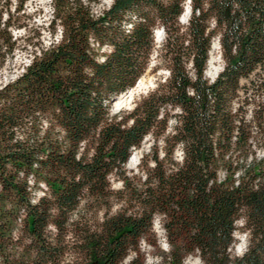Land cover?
Listing matches in <instances>:
<instances>
[{
    "label": "trees",
    "instance_id": "16d2710c",
    "mask_svg": "<svg viewBox=\"0 0 264 264\" xmlns=\"http://www.w3.org/2000/svg\"><path fill=\"white\" fill-rule=\"evenodd\" d=\"M183 2L111 0L93 13L88 0H52L49 32L59 26V36L0 86V264H120L140 240L155 243V217L165 264L188 255L264 264V154L252 149L264 144V0H189L182 28ZM12 18L0 0V64L15 48ZM157 25L168 76L112 114V99L147 69ZM214 36L223 65L210 80ZM147 135L140 176L129 175ZM114 195L120 207L110 212ZM82 201L105 206L101 221L71 218ZM236 230L246 237L240 254Z\"/></svg>",
    "mask_w": 264,
    "mask_h": 264
},
{
    "label": "rangeland",
    "instance_id": "374dc122",
    "mask_svg": "<svg viewBox=\"0 0 264 264\" xmlns=\"http://www.w3.org/2000/svg\"><path fill=\"white\" fill-rule=\"evenodd\" d=\"M18 1L19 0H10V12L11 14H13V21L12 26L10 27V31L13 35V39H15V48L13 53L9 56H6L3 63L0 64V86L5 82L15 78V76L22 71L23 66L28 63L33 50L41 46H47L53 40H55V38L58 37L60 33L59 26H57L54 35L51 36L49 32L52 0H24L22 10L19 13H16L13 12V7L16 3H18ZM88 1L93 13H98L103 8H106L111 2V0ZM184 2L183 9L186 5ZM183 13L185 14V10L183 11ZM183 13L178 18V22L182 26V28H184V26L186 25V21L181 22V17L184 20L187 19V16L186 18L183 17ZM5 15L6 13L4 12L3 17H5ZM132 18V15L129 14L127 16L128 20L126 23L131 21ZM126 26H128V24H126ZM154 29H158L159 32L157 37L154 36V49L150 57L149 65L144 74L141 76L144 82L141 86L142 88L139 91H135V94L129 100L123 98L124 100L121 105L117 104L118 106H116L115 102L111 103L110 112L112 114L117 113L119 110L131 109L143 95H145L149 90L155 88L158 82L163 81L168 76V69L165 67L164 58L163 56H160L165 40V33L161 25L155 26ZM211 41V49L209 51L207 67L204 71L205 76L210 80L215 77L216 73L222 68L223 65V59L220 56L217 37L214 36ZM211 60L213 61V64L209 63L211 62ZM152 143V137L147 135L141 142L140 146L133 150L131 155H134L133 157L136 156L133 161V165H130L129 162H127L124 166L127 174H136V176H140V173L137 172L139 170V161L141 159V156L145 155L149 151ZM263 147L264 144L256 145L254 148H252L257 159L263 157ZM180 153V149L175 150V155L177 156V158H181ZM249 161L250 159L247 158L244 163H248ZM110 184V188L114 191L121 188V180L118 178L111 177ZM44 190L45 189L43 186H41V188H33L31 192L32 201L37 200V198L42 195V191ZM111 200L110 212H114L120 207V203L116 199L115 195L111 198ZM104 207L105 206H102L97 209L88 207V210L86 203L82 201L77 207V210L71 214V218L76 219L78 215H83L89 218L92 223H96L97 221H101V219L105 216L106 210ZM241 224V221H237L236 223L237 226H241ZM18 226L19 222L16 224V227ZM49 228L52 229V227ZM152 228L154 231V236H149V240H155V243L152 244L140 240L138 244V252L135 253L133 250L129 251L120 264H131L132 260L134 261V264H165L163 262V257L167 252V244L164 237V230L159 221V217L154 218ZM18 232L19 231L17 230V228L12 230V236L15 238L18 235ZM70 236L71 235H68L67 237ZM234 236L236 238V242L232 248V252L235 254H240L241 252H243L245 247V233L240 230H236ZM72 239L73 237L70 238V240ZM68 258H70V256H67V259ZM182 264L203 263L196 255H188Z\"/></svg>",
    "mask_w": 264,
    "mask_h": 264
},
{
    "label": "bare ground",
    "instance_id": "6f19581e",
    "mask_svg": "<svg viewBox=\"0 0 264 264\" xmlns=\"http://www.w3.org/2000/svg\"><path fill=\"white\" fill-rule=\"evenodd\" d=\"M186 8L188 9V5L186 6ZM187 14H188V12H186V9H185V14L183 13V17L184 18H186V16H187ZM181 20H182V22H185L186 20H184V19H182V17H181ZM158 32H159V30H158ZM157 36H158V34H157ZM209 63H211V64H213V61L211 60V62H209ZM140 81V82H139ZM139 83V84H138ZM138 83L136 84V86H134V87H132V89H131V91L129 92V94L125 97L126 98V100H129L134 94H135V91H139L142 87V85H143V78H140V80H138ZM124 98V99H125ZM124 99H120V100H117L116 102H115V105L116 106H118V105H121L122 103H123V100ZM118 104V105H117ZM134 155H132V157L130 158V160H129V164L130 165H133V161H134V159H135V157H133ZM188 263V262H187Z\"/></svg>",
    "mask_w": 264,
    "mask_h": 264
},
{
    "label": "water",
    "instance_id": "95a60500",
    "mask_svg": "<svg viewBox=\"0 0 264 264\" xmlns=\"http://www.w3.org/2000/svg\"><path fill=\"white\" fill-rule=\"evenodd\" d=\"M131 89L132 88H129V89L125 90L124 92H122L121 94H119L117 97L113 98L112 99V103L113 102H116L117 100H120V99L125 98L129 94V92L131 91Z\"/></svg>",
    "mask_w": 264,
    "mask_h": 264
}]
</instances>
